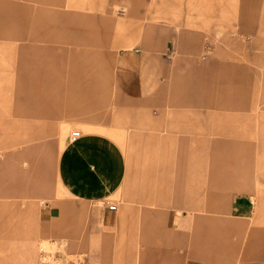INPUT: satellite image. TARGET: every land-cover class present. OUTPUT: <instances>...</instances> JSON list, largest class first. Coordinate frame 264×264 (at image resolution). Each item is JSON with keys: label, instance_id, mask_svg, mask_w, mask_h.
<instances>
[{"label": "rangeland", "instance_id": "374dc122", "mask_svg": "<svg viewBox=\"0 0 264 264\" xmlns=\"http://www.w3.org/2000/svg\"><path fill=\"white\" fill-rule=\"evenodd\" d=\"M44 8L63 14L51 18ZM74 12L72 22L63 16ZM75 81L83 89L74 95L66 89ZM137 83L146 97L139 104L125 97ZM107 128L131 162L165 160L162 180L136 196L146 210L123 217L122 204L134 198L128 188L81 200L75 231L51 211L57 157L72 131ZM0 153V257L186 264L202 259L203 216L210 253L245 252L252 230L264 239V0H0ZM239 200L248 214L233 210ZM104 209L119 224L110 234L93 226L105 222ZM123 218L130 237L122 236ZM140 227L162 236L148 242Z\"/></svg>", "mask_w": 264, "mask_h": 264}, {"label": "crops", "instance_id": "0c3cea01", "mask_svg": "<svg viewBox=\"0 0 264 264\" xmlns=\"http://www.w3.org/2000/svg\"><path fill=\"white\" fill-rule=\"evenodd\" d=\"M42 2H45L47 4L53 3V4H59L61 3V0H40ZM12 10L9 12L11 13ZM44 14L48 17L54 18L53 14H55L56 17L60 16L63 13H60L58 11L54 12L47 8H44L43 10ZM42 11H39V16L43 15ZM65 14V13H64ZM38 16V17H39ZM65 19L70 20L72 22V19L79 18L80 15L77 13H66V15H63ZM62 16V17H63ZM42 17V16H41ZM38 23V22H37ZM36 23V24H37ZM121 24V23H120ZM41 26V23L39 22L36 27ZM45 29L53 28H47L44 26H41ZM155 42V46L161 45L158 39H153ZM192 47V46H191ZM160 48V46L158 47ZM187 48V47H186ZM188 49V48H187ZM192 49V48H191ZM82 54L81 52H78L75 55V58H81ZM128 67H145L150 66L147 64L145 60H139L137 64H131L130 60H127L124 64ZM224 66L228 67L233 66L231 63H225ZM197 67H201L202 65H197ZM197 70V69H196ZM203 71L200 68L197 70V72ZM75 70L71 71L72 77L70 81H74V74ZM78 73V72H77ZM53 74L58 75L57 70L53 72ZM84 74L86 77L90 76V70L86 69L84 70ZM134 78V75L131 77ZM77 81L75 83H70L69 88L66 89V91H72V93L75 95L76 91L83 89V87L77 88ZM135 84V83H134ZM132 85L131 87L127 88L129 90V95L125 96L130 100H136L134 101L139 104L140 99H146L144 95H140L141 88L138 87L139 83L137 85ZM91 88L85 85L86 91H92L94 92L95 89L90 90ZM85 91V92H86ZM26 92V90H25ZM195 97V95H194ZM197 97V95H196ZM74 103L76 102L75 99L77 97L73 96ZM150 99H155L156 95L152 97H147ZM144 99V100H145ZM180 101V99H176L175 102ZM30 103V100L26 101L25 103ZM31 106V105H30ZM91 109V108H90ZM92 110V109H91ZM170 113V112H169ZM171 112L170 114H172ZM150 119L152 118V115L149 113ZM114 131H117L116 129H87L85 130V133L83 135L81 134L79 138L72 140V143L65 144L64 148L60 151L58 157H57V163H56V173L54 178L57 179L58 182V201L57 205L51 209L53 213L58 212L59 220H63L65 222H74L75 231L80 224L78 222H81V219H79L77 216L81 214V211L83 210V205L85 203L81 202V200L90 201L93 198H104L107 196H112L116 194H126V189L128 188V194L132 195L134 198H132V202L126 201L122 204V208L119 211V216L123 217L126 215L127 211H135V210H146V208H140L141 205V198L136 196H142L141 194H145V191H141L140 189L144 187V185L148 183H152L153 179V185H155L154 181H158V184L160 186L161 182V175L163 173L162 167V159H155L154 160H134L130 161L126 154L121 149V142H119L120 138L118 134H116ZM217 143H222L221 141H218ZM232 143V142H229ZM3 155V153H0V156ZM148 162H151L148 164ZM147 169L150 170V175L146 173ZM148 194H153V192H148ZM236 206L235 207L237 212L240 215H246L249 212V204L246 200H239L238 202L235 201ZM110 209V208H109ZM103 212L104 215V221L105 222H95L93 225L94 227H98L99 229L104 228L106 234H110L111 231L109 230L112 227H119L118 222H112L114 221V212L112 210L104 209ZM63 212V216H61V213ZM68 213V218L66 217ZM41 219L46 217V214L44 212H40ZM61 216V217H60ZM151 222H158V220L155 219H149ZM107 221V222H106ZM125 219L123 218V222L121 226H123L122 229V236H126V234L130 237L131 232L128 230L126 233V229H124L125 226ZM139 222H148L147 220L140 219ZM202 223H203V247H202V259H196V258H188L186 260V264H264V239L258 236V230L257 232L251 231V237L249 241V247L246 248L245 252H240L237 249L232 252V254L228 253L227 255L223 252L218 251H212L210 253V247L209 243L206 245L205 238L207 237L204 233H206V222H209V219H206V217H202ZM229 221V220H228ZM185 222H189L188 220H185ZM226 222V219L224 220ZM234 223H236L238 226L243 227L242 220L237 221L236 219H233ZM38 228L41 232H46V227L44 226V222L37 223ZM138 232V237L143 236L145 240L148 242H156L157 238H160L162 236V230L161 228H156L153 230H143V227L136 229ZM136 230H133L132 232L135 233ZM74 231V232H75ZM95 233V229L93 230ZM144 231V232H142ZM96 233H102V231L97 230ZM157 237V238H156ZM135 238V237H134ZM210 239V237L208 238ZM243 242V241H242ZM237 250V251H236ZM0 263L1 264H33V262H30L27 257H22L19 261H13L6 257H0Z\"/></svg>", "mask_w": 264, "mask_h": 264}, {"label": "built area", "instance_id": "2783aa9c", "mask_svg": "<svg viewBox=\"0 0 264 264\" xmlns=\"http://www.w3.org/2000/svg\"><path fill=\"white\" fill-rule=\"evenodd\" d=\"M201 61H202V60L199 59V60L197 61V65L200 66V65H201ZM80 135H81V132H80L79 130H74V131H72V133H71V137H72L71 139H72V140L77 139V138L80 137ZM109 208L114 210V209H116V206H115V205H110ZM44 264H49V262L44 263Z\"/></svg>", "mask_w": 264, "mask_h": 264}]
</instances>
